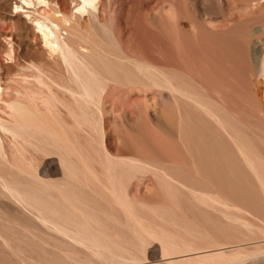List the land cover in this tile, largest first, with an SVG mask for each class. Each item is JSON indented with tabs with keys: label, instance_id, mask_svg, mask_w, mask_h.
<instances>
[{
	"label": "bare ground",
	"instance_id": "bare-ground-1",
	"mask_svg": "<svg viewBox=\"0 0 264 264\" xmlns=\"http://www.w3.org/2000/svg\"><path fill=\"white\" fill-rule=\"evenodd\" d=\"M102 1L73 0L69 12L53 0H18L13 7L26 16L14 25L33 33L41 52L31 76L13 81L14 90L0 78V101L8 97L0 109V264L142 260L148 234L141 209L171 210L178 195L219 211L232 208L224 198L228 190L207 177L215 163L244 168L253 194L244 189V195L257 204L254 210L244 204V226L261 221L264 230L257 213L264 211V39L258 38L264 26L254 28L264 18V0H159L149 21L161 46L153 42L154 55L162 49L164 65L124 56L106 61L91 35L76 32L85 16L97 17ZM0 10H7L1 0ZM6 19L0 13V21ZM2 35L12 60L13 36ZM45 59L59 67L61 80L40 66ZM136 84L152 90L138 108L159 130L167 128L179 149L151 146L156 139L145 130L144 113L131 121L107 109L112 92ZM105 115L115 128L138 134L117 136L130 154L109 153ZM189 173L197 183L179 176ZM159 247L162 258L203 248L172 243L171 235H160ZM243 262L242 251L224 250L161 264Z\"/></svg>",
	"mask_w": 264,
	"mask_h": 264
},
{
	"label": "rangeland",
	"instance_id": "rangeland-1",
	"mask_svg": "<svg viewBox=\"0 0 264 264\" xmlns=\"http://www.w3.org/2000/svg\"><path fill=\"white\" fill-rule=\"evenodd\" d=\"M53 1H57L60 9L67 12L71 10L73 5V0ZM1 2L2 5L7 6V10H0V13L7 15L8 19L0 21V59L3 64L0 67V78L1 83L7 86V90H14L16 84L13 81L31 76L32 63L35 62L36 56L41 50L33 33H26L23 29H18L14 25V21L18 20L19 17L26 18L23 11L15 12L13 9L15 2H18V0H1ZM158 4L159 0H103L97 17L85 16L77 26L76 32L81 35H91L101 51L108 54L106 55V61L110 60V62H114V60H117V57L124 56L155 63L162 61L161 64L164 65L163 50L161 49L160 53L154 55L156 47L160 49L159 47L161 46L158 43V36L154 32H151L152 27L149 21L150 16L156 12ZM45 11L50 12V9H45ZM27 21L31 25L30 21ZM263 26L264 18L254 24V28L256 29H260ZM2 32L13 36L11 42L14 49L12 53L14 58L12 60L6 55L8 38L2 35ZM260 35L258 38L260 41H263L264 36H262L263 34ZM153 42L156 43V47ZM39 62L40 66H43L42 68L50 73L53 78L61 80L59 67L52 60L45 59L43 62ZM119 88L120 90H118ZM119 88L117 89L118 91L115 90L114 93L112 92L106 98L105 105L107 109L111 110L114 108L117 115L124 112L128 120L131 121H133L137 113H144L141 121L145 125V130L149 134V137L154 140L156 139L151 146L167 151L175 145V150L179 149V143L172 141L174 139L169 136L170 132L168 131V133L165 130L167 128H164L163 131L162 129L159 130L160 128L154 126L149 114L137 106L138 103L142 104L151 97L150 93L152 90L145 89L143 86L137 84L131 85L129 88L122 86ZM5 100H8V97H4V100L0 101V109L5 104ZM168 113V110L165 111V114ZM104 122L108 130L104 141L109 153L113 155L130 154L125 146L117 141L118 135L130 131L126 127L115 128L109 115H105ZM131 132V135L135 134L138 136L134 131ZM159 133L163 136H160ZM137 136L134 137L136 138ZM169 138L170 140L172 139L173 144L169 141ZM138 145L149 148L146 143L138 142ZM94 147L99 149L97 144ZM150 160L155 161L154 158ZM48 161L49 159L44 160L40 169ZM226 166L222 163H215V166H210L206 170V174L216 187L228 190L224 198L232 208L226 211H219L208 206L199 205L194 199L185 195H178L175 198L176 202H178L177 206L176 208L172 207L171 210L152 212L149 208L141 209L139 214V218L143 224L141 226L148 234L145 240L144 259L136 262L125 261L121 264H161L163 260L178 262L198 256L204 257L219 254L224 250L242 251L244 254L243 264H250V261L253 259L264 262V230L261 229V221H259V225L244 226V204L252 210L257 205L253 202L254 199L253 201L249 199L251 198L249 195H253L249 192L251 189L245 188L244 168L239 167L236 163ZM45 168L47 169L48 167L45 166ZM179 176L189 183H197V179L191 173L187 175L180 174ZM52 178L58 180L60 178L59 173L56 172ZM134 182L136 186L138 181L135 180ZM244 189L249 193L248 196L244 195ZM163 201L165 204L169 203L167 199H163ZM141 202L147 205L154 203L153 201L144 199H141ZM257 213L260 219L264 220V211L257 208ZM251 217L252 215L248 216L247 219L251 221L253 219ZM160 235H171L172 243H188L203 248L197 250L190 248L191 250L179 255L162 258L159 247Z\"/></svg>",
	"mask_w": 264,
	"mask_h": 264
}]
</instances>
